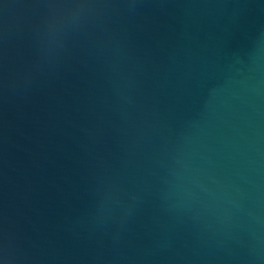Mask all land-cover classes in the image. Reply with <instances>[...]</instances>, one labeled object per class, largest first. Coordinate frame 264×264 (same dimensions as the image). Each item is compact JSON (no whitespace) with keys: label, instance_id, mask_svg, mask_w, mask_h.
<instances>
[{"label":"water","instance_id":"water-1","mask_svg":"<svg viewBox=\"0 0 264 264\" xmlns=\"http://www.w3.org/2000/svg\"><path fill=\"white\" fill-rule=\"evenodd\" d=\"M0 264H264V0H0Z\"/></svg>","mask_w":264,"mask_h":264}]
</instances>
